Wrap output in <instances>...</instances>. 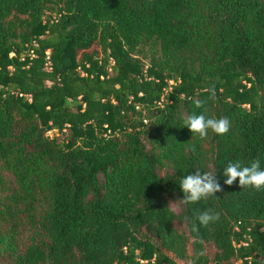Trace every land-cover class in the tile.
<instances>
[{"label": "trees", "instance_id": "1", "mask_svg": "<svg viewBox=\"0 0 264 264\" xmlns=\"http://www.w3.org/2000/svg\"><path fill=\"white\" fill-rule=\"evenodd\" d=\"M257 158L264 0H0V264H260L264 190L223 175Z\"/></svg>", "mask_w": 264, "mask_h": 264}, {"label": "clouds", "instance_id": "2", "mask_svg": "<svg viewBox=\"0 0 264 264\" xmlns=\"http://www.w3.org/2000/svg\"><path fill=\"white\" fill-rule=\"evenodd\" d=\"M209 92L214 95L213 89ZM200 105L197 104V107ZM192 136L201 140L208 136L209 131L216 135H226L231 127V121L227 117L207 118L203 114H191L184 120ZM223 175L226 177L224 184L232 185L238 180L242 189H252L256 192L264 190V168L261 167L260 160L254 159L249 165H243L240 161L229 162L224 168ZM180 189L183 192V199L179 200L181 204H194L199 201L216 197L215 193L222 191L214 171L203 172L197 169L195 174H188L180 180ZM175 205V202L170 203ZM220 219V213L211 210L204 211L196 216L195 222H192L191 231H199V226L207 227ZM198 222V225L197 223ZM203 255V253H201ZM264 264V259L260 261Z\"/></svg>", "mask_w": 264, "mask_h": 264}, {"label": "rangeland", "instance_id": "3", "mask_svg": "<svg viewBox=\"0 0 264 264\" xmlns=\"http://www.w3.org/2000/svg\"><path fill=\"white\" fill-rule=\"evenodd\" d=\"M92 50H98L97 46H93V47L90 49V51H92ZM141 53H145V52H141ZM137 57H139V58H140V55H138ZM143 62H146V60H145V59H143ZM48 136H49V137H51V136H52V134H51V133H49V134H48ZM178 264H186V263H184V262H179Z\"/></svg>", "mask_w": 264, "mask_h": 264}]
</instances>
